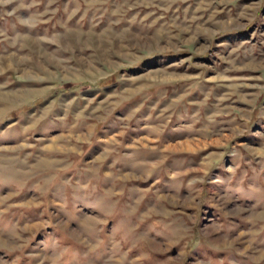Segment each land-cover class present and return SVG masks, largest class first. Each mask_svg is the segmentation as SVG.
Instances as JSON below:
<instances>
[{
  "label": "rangeland",
  "instance_id": "rangeland-1",
  "mask_svg": "<svg viewBox=\"0 0 264 264\" xmlns=\"http://www.w3.org/2000/svg\"><path fill=\"white\" fill-rule=\"evenodd\" d=\"M0 264H264V0H0Z\"/></svg>",
  "mask_w": 264,
  "mask_h": 264
},
{
  "label": "crops",
  "instance_id": "crops-1",
  "mask_svg": "<svg viewBox=\"0 0 264 264\" xmlns=\"http://www.w3.org/2000/svg\"><path fill=\"white\" fill-rule=\"evenodd\" d=\"M46 154H48V153H46ZM43 157H46V155H45V156H43Z\"/></svg>",
  "mask_w": 264,
  "mask_h": 264
}]
</instances>
